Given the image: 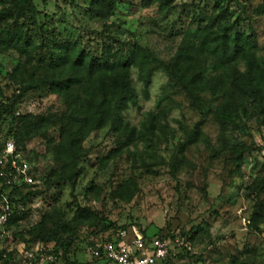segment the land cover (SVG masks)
<instances>
[{
	"label": "rangeland",
	"instance_id": "374dc122",
	"mask_svg": "<svg viewBox=\"0 0 264 264\" xmlns=\"http://www.w3.org/2000/svg\"><path fill=\"white\" fill-rule=\"evenodd\" d=\"M34 1L38 23L48 22L61 38L76 39L99 52L102 36L110 34L126 48L133 44L147 48L158 61H168L187 33L196 36L209 16L227 6L226 20L239 21L246 29L253 24L258 54L264 58V16L254 13L264 0H178L167 8L156 2L117 0L106 19L86 13L89 0ZM39 57V53L26 57L16 48L0 49L1 112L46 117L65 109L64 99L49 87L24 84L28 76L55 77L49 63ZM131 75L137 99L124 111L129 127L115 132L108 125L85 139L87 155L75 184L61 180L45 184L60 167L54 149L57 129L52 127L27 144L24 156L38 184L31 189L40 191L21 208L25 217L5 229L8 235L0 226L3 258L15 251L10 264H24L20 255L24 241L15 232L56 221L64 224V236L74 242L71 253L81 262L95 260L90 243L105 241L111 231L105 233L103 227L112 223L142 233L168 231L174 237L165 238L173 248L167 264H264V222L259 221L264 192L256 196L253 190L254 180L264 175V123L251 119L224 129L212 114L202 119L162 68L152 70L148 86L138 68L133 67ZM240 150L244 158L239 159ZM257 202L263 209H257ZM258 221L261 231L254 227ZM63 262L60 258L56 264Z\"/></svg>",
	"mask_w": 264,
	"mask_h": 264
},
{
	"label": "trees",
	"instance_id": "16d2710c",
	"mask_svg": "<svg viewBox=\"0 0 264 264\" xmlns=\"http://www.w3.org/2000/svg\"><path fill=\"white\" fill-rule=\"evenodd\" d=\"M176 1L141 0L143 5L156 2L161 8L170 7ZM117 2L89 0L86 13L92 18L106 19ZM38 13L34 0H0V49L16 48L26 57L39 53V59L49 63L55 77L39 80L28 76L24 84L49 87L52 93L64 99L65 109L38 118L0 111L2 122H8L3 125L0 122V153L10 138L24 153L30 141L45 135L52 127L57 129L58 143L54 149L60 167L46 177L48 187L51 180L76 183L81 173L80 162L87 155L83 142L92 132L108 125L115 132L129 127L124 120V111L137 99L131 75L133 67L139 69L140 79L146 86L151 83L152 70L162 68L187 95L202 119L212 114L224 129L238 127L251 119L264 123V58L258 54L257 34L252 23L246 29L239 21L226 20L227 6L221 7L218 15L209 16L196 36L191 31L187 33L168 61H158L151 51L139 44L126 48L120 39L110 34L102 36L99 52L86 49L76 39L61 38L56 28H49L48 22L39 24ZM254 13L264 16V3L259 4ZM18 70L22 74L20 65ZM12 78L19 79L13 75ZM216 100L218 103L213 107ZM47 142L52 144L54 141L48 137ZM243 152L240 150L239 159L244 158ZM38 157V153L35 154V158ZM261 171H264V162ZM36 187L37 182L7 186L0 173V193L8 196L15 209L5 228L15 226L25 217L21 208L34 201L40 190L31 188ZM253 190L256 196L264 192V175L254 180ZM256 207L263 209L262 202H257ZM80 211L86 212L87 209L80 207ZM259 221L264 222V215ZM259 221L254 227L261 231ZM115 227L112 223L103 227L107 230L105 233L111 231L104 239L111 240L117 229L126 226ZM64 228V224L56 221L50 224L42 221L26 231L15 232V235L24 241L27 249L38 242L51 245L57 260L64 259L63 264H107V261L94 257L91 263L81 262L71 253L74 242L64 236ZM143 233L147 238L174 237L162 230ZM90 244L94 245V242ZM5 252L6 249L0 251V262L5 260V264H10L15 251L8 252L9 259L3 258Z\"/></svg>",
	"mask_w": 264,
	"mask_h": 264
},
{
	"label": "built area",
	"instance_id": "2783aa9c",
	"mask_svg": "<svg viewBox=\"0 0 264 264\" xmlns=\"http://www.w3.org/2000/svg\"><path fill=\"white\" fill-rule=\"evenodd\" d=\"M0 167L1 177L7 186L37 182L31 173L30 163L13 138L7 140L0 153ZM0 196L3 198L0 202V226L4 228L3 235H8L5 225L15 209L7 195L0 193ZM89 252L92 257L107 261V264H165L172 256L173 248L165 238H147L137 228H119L111 240L91 245ZM20 255L24 257L25 264H50L57 261L51 245L42 242L36 243L31 249H27L24 244Z\"/></svg>",
	"mask_w": 264,
	"mask_h": 264
}]
</instances>
